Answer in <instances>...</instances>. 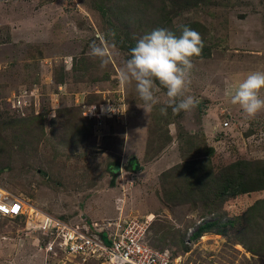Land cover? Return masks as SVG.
<instances>
[{
    "label": "rangeland",
    "instance_id": "obj_1",
    "mask_svg": "<svg viewBox=\"0 0 264 264\" xmlns=\"http://www.w3.org/2000/svg\"><path fill=\"white\" fill-rule=\"evenodd\" d=\"M167 19L205 31L187 93L198 106L162 116L166 89L157 82L161 103L146 113L119 69ZM109 31L116 47L101 67L90 46ZM255 71H264V0H0V186L24 203L20 218H0V264H95L46 260L43 216L100 225L153 216L148 243L173 264H264V189L206 210L165 205L159 182L204 157L214 173L264 163V110L250 118L230 100ZM211 223L224 232L195 238Z\"/></svg>",
    "mask_w": 264,
    "mask_h": 264
},
{
    "label": "clouds",
    "instance_id": "obj_2",
    "mask_svg": "<svg viewBox=\"0 0 264 264\" xmlns=\"http://www.w3.org/2000/svg\"><path fill=\"white\" fill-rule=\"evenodd\" d=\"M116 33L109 31L99 37L100 42L90 46V56L106 67L116 47ZM201 35L189 26H181L180 34L167 28H156L140 37L130 50V58L119 69V80L124 86L135 85L146 113L161 103L158 93L160 86L166 89V106L160 107L162 116H167L171 107L174 114L194 110L199 101L188 95L192 58L199 57L203 49ZM264 89V71L249 73L235 87L230 97L231 103L250 118L264 110V99L260 97ZM112 111H117L112 109Z\"/></svg>",
    "mask_w": 264,
    "mask_h": 264
},
{
    "label": "built area",
    "instance_id": "obj_3",
    "mask_svg": "<svg viewBox=\"0 0 264 264\" xmlns=\"http://www.w3.org/2000/svg\"><path fill=\"white\" fill-rule=\"evenodd\" d=\"M19 99L12 100V109L20 105ZM23 209V201L0 186V218H20ZM41 221L35 226L41 231L40 246L46 260L48 256L59 255L65 260L81 263L173 264L168 250L156 249L148 243V217L103 225L84 217L74 223L49 216H43Z\"/></svg>",
    "mask_w": 264,
    "mask_h": 264
},
{
    "label": "trees",
    "instance_id": "obj_4",
    "mask_svg": "<svg viewBox=\"0 0 264 264\" xmlns=\"http://www.w3.org/2000/svg\"><path fill=\"white\" fill-rule=\"evenodd\" d=\"M109 11L112 17L115 18L118 15L122 19L118 13H114L113 6H110ZM162 19L163 15H161V21ZM137 22L140 24L141 18ZM185 25L195 31H205L195 22ZM166 26L170 28L169 30H173L169 19L166 20ZM180 31L181 27L173 30L177 35ZM220 171L214 173L206 157L184 161L167 169L159 177L163 203L165 205L188 204L202 206L206 210H217L229 199L264 189V163L237 161ZM256 204L264 205V200ZM217 225L218 223L215 224ZM223 232L221 228H214V224L211 223L200 228L195 238L202 233L222 234Z\"/></svg>",
    "mask_w": 264,
    "mask_h": 264
},
{
    "label": "water",
    "instance_id": "obj_5",
    "mask_svg": "<svg viewBox=\"0 0 264 264\" xmlns=\"http://www.w3.org/2000/svg\"><path fill=\"white\" fill-rule=\"evenodd\" d=\"M118 168V171H119V167H117ZM139 166L137 165V164H134L133 165V169L132 170H134V171H139ZM113 171V170H112Z\"/></svg>",
    "mask_w": 264,
    "mask_h": 264
},
{
    "label": "bare ground",
    "instance_id": "obj_6",
    "mask_svg": "<svg viewBox=\"0 0 264 264\" xmlns=\"http://www.w3.org/2000/svg\"><path fill=\"white\" fill-rule=\"evenodd\" d=\"M147 217H148L149 222H152L153 216H147Z\"/></svg>",
    "mask_w": 264,
    "mask_h": 264
}]
</instances>
